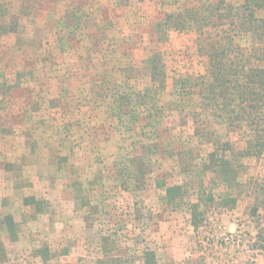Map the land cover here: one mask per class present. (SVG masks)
Segmentation results:
<instances>
[{
    "label": "rangeland",
    "instance_id": "374dc122",
    "mask_svg": "<svg viewBox=\"0 0 264 264\" xmlns=\"http://www.w3.org/2000/svg\"><path fill=\"white\" fill-rule=\"evenodd\" d=\"M210 10L0 0V264H145L147 250L155 264H264V150L217 177L209 153L244 134L212 115L196 79L199 46L254 39L223 34ZM155 51L165 89L150 79Z\"/></svg>",
    "mask_w": 264,
    "mask_h": 264
},
{
    "label": "trees",
    "instance_id": "16d2710c",
    "mask_svg": "<svg viewBox=\"0 0 264 264\" xmlns=\"http://www.w3.org/2000/svg\"><path fill=\"white\" fill-rule=\"evenodd\" d=\"M206 1L213 8L207 14L216 21L213 25L228 26L227 30H221L223 34L237 36L248 33L254 39L246 46L217 48L211 45L204 50L198 47L207 58L204 71L196 76L200 93L208 102L212 115L244 134L243 145L239 149H234L228 141L219 149L221 154L215 148L209 153L213 172L222 179L245 171L242 158L258 157L264 150V0H243L241 5L230 0ZM197 11L189 16L207 19L203 12ZM185 15L187 17L188 14L177 13L167 17L176 16L178 21H183ZM167 29L155 32L158 40L165 39ZM149 71L152 85L165 89L166 70L160 52L155 51L149 57ZM188 79L189 76H180L174 81L183 85ZM191 217H194V210H191ZM144 257L145 264H155L151 250L145 251Z\"/></svg>",
    "mask_w": 264,
    "mask_h": 264
}]
</instances>
